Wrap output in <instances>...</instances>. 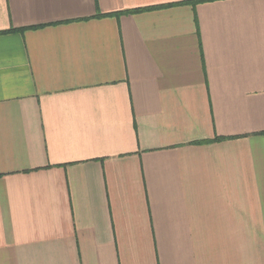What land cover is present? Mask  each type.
I'll return each instance as SVG.
<instances>
[{"label":"crops","instance_id":"0c3cea01","mask_svg":"<svg viewBox=\"0 0 264 264\" xmlns=\"http://www.w3.org/2000/svg\"><path fill=\"white\" fill-rule=\"evenodd\" d=\"M0 264H264V0H0Z\"/></svg>","mask_w":264,"mask_h":264},{"label":"trees","instance_id":"16d2710c","mask_svg":"<svg viewBox=\"0 0 264 264\" xmlns=\"http://www.w3.org/2000/svg\"><path fill=\"white\" fill-rule=\"evenodd\" d=\"M138 10H140V9H137L136 11H138Z\"/></svg>","mask_w":264,"mask_h":264}]
</instances>
